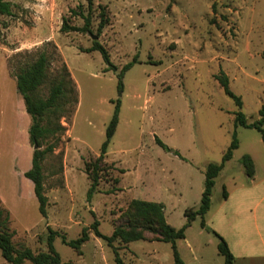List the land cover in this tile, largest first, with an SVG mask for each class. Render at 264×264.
Masks as SVG:
<instances>
[{
	"label": "rangeland",
	"instance_id": "374dc122",
	"mask_svg": "<svg viewBox=\"0 0 264 264\" xmlns=\"http://www.w3.org/2000/svg\"><path fill=\"white\" fill-rule=\"evenodd\" d=\"M9 1L11 15L0 16V203L13 243L34 254L45 252L49 230L72 241L94 221L110 236L133 199L162 204L166 223L179 229L185 210L200 203L207 165L221 162L235 133L238 147L214 179L205 228L197 217L175 243L184 264H224L209 220L224 201L223 190L229 193L247 181L243 155L253 158L264 178V138L255 129L234 127L238 108L215 76H227L241 113L256 121L264 104V0H90L91 29L85 33L59 30L64 19L83 25L71 10L87 14L88 0ZM99 6L109 21L97 33ZM91 35L98 36L116 70L105 71L110 67L100 52H82L94 42ZM41 52L49 58V79L66 67L77 100L59 118L64 129L59 140L49 137L39 148L55 144L42 162L45 217L23 175L31 167V119L15 86L19 68ZM135 56L119 91V71ZM46 90L47 84L43 95ZM117 101L116 130L96 192L87 201L91 182L85 163L99 156ZM262 129L264 136V124ZM88 234L78 251L55 237L53 247L63 262L117 264L115 250L121 264H173L169 243L108 246L91 229ZM0 264H8L1 254Z\"/></svg>",
	"mask_w": 264,
	"mask_h": 264
},
{
	"label": "trees",
	"instance_id": "16d2710c",
	"mask_svg": "<svg viewBox=\"0 0 264 264\" xmlns=\"http://www.w3.org/2000/svg\"><path fill=\"white\" fill-rule=\"evenodd\" d=\"M89 12L84 14L79 11L71 10L73 16H78L83 20L81 27H74L67 24L64 19L62 21L60 32H89L91 29V1L88 0ZM12 4L9 0H0V16L11 15ZM99 22L97 25V33L108 24L105 7L99 6ZM1 35V25H0ZM92 51L100 52L105 63L110 67L107 70H116L110 64L109 55L105 48L94 41L91 47L82 52L89 53ZM137 63V57H133L132 61L125 64L119 71L117 88L120 91L122 88L121 79L126 71H128L134 64ZM50 67L49 58L45 52H41L36 59L19 68L15 74V86L20 95L25 112L30 116L31 124L29 126L28 134L29 141L33 145L37 143L38 149L33 150L31 156V167L23 175L28 179L33 186V194L38 203V212L42 217L46 216L47 197L44 192L42 162L47 154L52 153L55 144L47 145L43 150L39 148L43 142L49 137L55 138L56 142L59 140V135L64 131L59 124V118L64 117L66 108L77 104L76 92L73 82L70 80L69 73L63 65L59 73L49 79L48 71ZM223 93L231 98L238 108L234 113L233 125L235 128L242 127L247 129L257 130L263 136L262 126L264 124V104L258 110V119L249 122L244 114L241 113V100L234 95L228 86V78L224 73H219L215 76ZM47 84L46 94H42V88ZM71 99V100H70ZM68 104V106H67ZM67 106V107H65ZM119 101L115 103L113 116L106 127L105 140L101 144L99 156L94 160L85 163V172L90 179V185L86 193L87 201H90L100 180V175L103 172L104 158L107 153L108 145L113 137L118 123ZM158 145L165 151H170L168 147L163 145L159 140H156ZM238 147V141L235 133L232 135V141L224 152L221 162L219 164H208L205 169L204 189L201 194L200 203L197 208L186 209L184 217L185 224L175 229L166 223L163 211V205L160 203L142 201L133 199L129 203V207L123 223L117 225L110 236L102 235L98 229L97 221H94L89 228H83L79 237L72 241H67L64 236L58 235L57 232L49 230L46 245L47 251L34 254L29 248L25 246H17L12 241V233L8 229L9 216L3 209L0 203V254L2 259L8 264H71L63 262L59 254L53 247L55 237L60 236L62 244L78 251L80 247L88 240V231L91 229L93 234L106 242L108 246H112L115 241L122 244H128L135 241L150 240L152 242L169 243L172 251L173 264H184L181 260L177 250L176 241L184 239L185 229L190 226L191 222L197 217L201 219L200 226L205 228L203 217L210 208V196L214 179L222 170L224 163L229 161L232 157V152ZM177 155L176 152H173ZM241 166L244 169L247 178H252L254 175V163L251 157L247 154L240 159ZM223 198H226V192L223 190ZM218 239L217 252L224 259V264H234V256L231 253L226 241L216 232L212 231ZM115 261L121 264L117 252L114 250Z\"/></svg>",
	"mask_w": 264,
	"mask_h": 264
},
{
	"label": "crops",
	"instance_id": "0c3cea01",
	"mask_svg": "<svg viewBox=\"0 0 264 264\" xmlns=\"http://www.w3.org/2000/svg\"><path fill=\"white\" fill-rule=\"evenodd\" d=\"M251 159L253 177L226 193L209 220L212 230L226 241L234 264H264V178Z\"/></svg>",
	"mask_w": 264,
	"mask_h": 264
},
{
	"label": "water",
	"instance_id": "95a60500",
	"mask_svg": "<svg viewBox=\"0 0 264 264\" xmlns=\"http://www.w3.org/2000/svg\"><path fill=\"white\" fill-rule=\"evenodd\" d=\"M91 38L93 41H96L98 39V36H95V35H91ZM33 150H37L38 149V145L36 142L33 143Z\"/></svg>",
	"mask_w": 264,
	"mask_h": 264
}]
</instances>
